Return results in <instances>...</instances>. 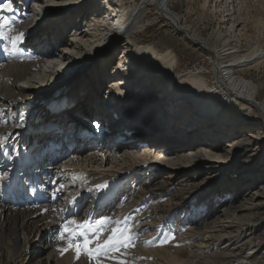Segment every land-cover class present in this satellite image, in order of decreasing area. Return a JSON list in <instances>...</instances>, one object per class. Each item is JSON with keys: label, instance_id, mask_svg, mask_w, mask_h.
<instances>
[{"label": "bare ground", "instance_id": "obj_1", "mask_svg": "<svg viewBox=\"0 0 264 264\" xmlns=\"http://www.w3.org/2000/svg\"><path fill=\"white\" fill-rule=\"evenodd\" d=\"M135 2L11 0L14 11L0 7V19L12 21L4 36L24 33L15 47L0 40V138H7L0 147V264H264V0ZM149 6L207 58L203 73L176 81L173 49L130 40V30L145 29ZM83 50L88 60L71 57ZM65 69L78 74L55 78ZM58 94L63 99L51 102ZM44 103L49 111L30 114ZM257 117L261 123L251 127ZM94 118L105 131L97 139L83 121L94 126ZM29 122L37 124L35 139L16 157ZM142 142L156 146L151 155L168 169L141 167ZM28 151L39 155L31 167ZM6 166L14 174L3 192ZM202 169L213 176L198 183ZM121 172L135 193L118 194ZM104 217L99 242L115 228L134 246L98 259L81 249L77 258L74 241L87 237L94 248L90 229Z\"/></svg>", "mask_w": 264, "mask_h": 264}, {"label": "rangeland", "instance_id": "obj_2", "mask_svg": "<svg viewBox=\"0 0 264 264\" xmlns=\"http://www.w3.org/2000/svg\"><path fill=\"white\" fill-rule=\"evenodd\" d=\"M141 2H142V0H136L135 3L137 5H140ZM123 3H127V2H123ZM33 6L34 5L32 4V7ZM155 6H149V8L145 11V14L142 17V21L146 25V27H145V29L143 31H141V32H139V33H137L135 35H132L133 31L130 30L131 31L130 40H132L133 43L137 47H143V46L147 45V46L155 47L160 52L161 51H164V49L165 50L168 49V47H170L171 49H173L174 50V53L176 55V58H177V62H176L175 67H174V74H175V80L176 81L178 80V78H180V77H182V76H184L186 74H189V73L190 74H192V73L193 74L203 73L205 71L203 67L206 66L205 63L207 61V58H204V55L200 54L197 51V49H194L188 43L183 42L182 41L183 39H182V36H181L180 31H178L176 29H175V31L173 29H169L167 27L169 25L168 24V19L165 16H163V15H158L157 12H156V10H155ZM52 9L59 10L58 7H53ZM90 11H91V7L88 9L87 14H85L86 15V18L89 16ZM208 30H210V29H208ZM120 44H121V41L118 42V43H116V45L114 46V50H115L114 53L115 54L117 53L116 51L118 50V47L120 46ZM84 50L86 51L87 48L85 47ZM85 51L83 53H81V54H78V55L72 54L71 57H74V59H76L78 57H81V59H84V61H86V60H88V56L85 53ZM114 53H113V55H115ZM111 56H112V54H111ZM73 72H76V74H78V71H76V70L74 71V70H70V69H68V70L65 69V70H63L60 73L57 72L54 76H55V78H58V77H61V76H70ZM90 75H88V76H90ZM260 78H261V80L264 81V74H261ZM48 83L51 84V86H53L55 89H57L58 85H56L57 83H55V81L52 78H50L48 80ZM76 86L74 87V89L76 88ZM47 88H49V86ZM52 89L53 88L49 89L47 92L51 91ZM101 92H103L102 89H101L100 93ZM100 97H103V96L100 95ZM27 99H29V98H27ZM160 99H161V97H160ZM23 101L25 102V100H23ZM39 101H41V100H39ZM46 104L47 103H44L45 106H41V107L38 106V108L40 110L35 111V112H32L30 114H37L40 111H42V113L49 111L47 109V107H49V106H46ZM23 111H26V110H23ZM93 112L95 113V111H93ZM253 117H255V116H253ZM95 121L96 120H94L93 122H95ZM32 123L33 122H29L23 128L22 135H23V138H24L25 146L24 147L21 146V150L18 151V152H16V154H15L16 157L21 156L22 153H23V151L28 147L27 145L30 144V143H32L33 140L35 139V137H34V130L37 127L36 126L37 124H36V122H34V124H32ZM253 123L252 122H249V125H252L251 127H256L257 128L258 127V123H261V122H260L259 118L257 117L255 119H253ZM90 127H91V125H90ZM230 135L233 136V133L230 134ZM107 143H108V141H107ZM262 145H264V144H262ZM165 147H169V145L167 144V146H165ZM219 147H222V148L224 147V141L221 142V145L219 144ZM136 148H139V150H142V151H147L146 152V156L144 157L146 159L143 158L142 159V162H140L141 167H143L145 165H148V163H149V164H152L151 165V168H153V169L155 168V170H158L157 169L158 167H160V170L161 171H165V169H168V167L161 166L160 163L155 162L156 157L154 158L151 155V154H156L157 153L156 152L157 150L155 149L156 146H153L152 148L149 149L148 146L146 145V143H143L142 142V143L138 144L136 146ZM62 153L64 154L63 157H68V156H70V155L73 154V151H70V154L69 155H67V153L64 152V151ZM192 153H194V152H192ZM160 154H161V156L163 155V158H167V159L168 158H172V156H165L162 153H160ZM185 154H187L188 156H190L191 155V152H186ZM150 157H151V159H150ZM216 162H217V160H216ZM240 162H242V163H248V162L249 163H254L252 160H249V159H243V160H240ZM5 168L6 169H4V168L1 169V172H2L1 178H3V182H4V187L1 189V190H3V192L8 189V182H7V180H10L11 176L14 174V168H13V166H6ZM6 171H8L10 173V176H4V174L6 175ZM210 172L211 171H208L207 169H202L200 171V173L198 174V178L195 177V179L197 180L198 183H200L203 180V178H205V176L207 175V173L209 174ZM209 175H210V177L213 176L211 174H209ZM245 176H249V174H246ZM232 177H233V175L229 176V178H232ZM120 178L122 179V181L119 182V183H117L118 186H119V193L118 194H121L123 192H126L125 194H127V191L130 190L131 188H132V191H131L132 193H135L136 192V190H135V183L133 184L131 179L126 178L124 172H121L120 173ZM51 179L52 178H50L48 182H51ZM138 179H139V177H138ZM134 180H136V179H134ZM161 180H163V178ZM139 181H142V184H144L145 181H146V179H141ZM179 181H181V180H179ZM247 181L245 183H247ZM231 182H233V181H231ZM175 183L177 184V182H175ZM147 185H150V184L149 183L145 184V186H147ZM248 185H251V184H248ZM125 187H128V189H125ZM25 192H26V186H25ZM261 192H264V191L261 190ZM0 196H1V194H0ZM262 197L263 198H261V200L262 199L264 200V196L263 195H262ZM117 202L118 201H115L112 204V208H115ZM82 209L83 208H81V210ZM263 213H264V210H263ZM36 246H37V250H40L41 247L43 249V247H44L43 243H39ZM29 264H33V262L31 261Z\"/></svg>", "mask_w": 264, "mask_h": 264}, {"label": "snow or ice", "instance_id": "obj_3", "mask_svg": "<svg viewBox=\"0 0 264 264\" xmlns=\"http://www.w3.org/2000/svg\"><path fill=\"white\" fill-rule=\"evenodd\" d=\"M0 7H6L8 11H14L11 0H8V3L6 5L0 4ZM11 20L7 17L0 19V40L6 39L8 37L4 36V32L2 31L3 29L7 28L11 24ZM24 33L19 32L17 36L14 38H8L10 39L11 44L13 47H15L18 43H20L23 40ZM5 138H0V147L3 146V144L6 141ZM100 187V186H98ZM110 218L104 217L100 221L97 222V227L96 228H91L90 230L93 233H96L95 236V247L90 248L89 244L93 243L94 241L90 240L89 238L85 237L84 240L82 241H74V246L76 249V255L77 258L80 256V250L83 249V251L90 257V258H99L100 256H105L108 257V253L110 251H119L120 248H127L129 246H134L131 244V237H128L124 234L122 230H118L113 228L111 230V235L108 236L106 240H104L102 243L99 242L100 236L99 234L103 231V226L105 225L106 222L109 221ZM65 233H67L69 230L66 227L65 228ZM83 235V233H81ZM62 240L66 238L64 234L61 235L60 237ZM74 239V238H73ZM167 240L163 241V243H166ZM67 249H62L61 252L66 251ZM114 258V257H110ZM122 264H126V262H122Z\"/></svg>", "mask_w": 264, "mask_h": 264}, {"label": "water", "instance_id": "obj_4", "mask_svg": "<svg viewBox=\"0 0 264 264\" xmlns=\"http://www.w3.org/2000/svg\"><path fill=\"white\" fill-rule=\"evenodd\" d=\"M59 81V80H58ZM57 81V82H58ZM72 85H73V87L75 86V85H77V83H74V82H72L71 83ZM63 94H65V91L63 92ZM63 94H58V95H56L53 99H52V101L51 102H53V103H56V104H58L62 99H63V97H61ZM55 104V105H56Z\"/></svg>", "mask_w": 264, "mask_h": 264}]
</instances>
